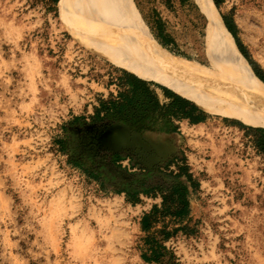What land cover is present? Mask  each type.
Returning <instances> with one entry per match:
<instances>
[{
    "label": "rangeland",
    "instance_id": "obj_1",
    "mask_svg": "<svg viewBox=\"0 0 264 264\" xmlns=\"http://www.w3.org/2000/svg\"><path fill=\"white\" fill-rule=\"evenodd\" d=\"M127 1L155 39L162 31L173 39L163 47L186 65L238 83L233 59L213 37L205 1ZM46 2L0 0V264H150L140 254L146 236L140 218L151 196L131 202L67 152L69 144L95 156L109 153L89 147L92 140L98 145L93 131L75 136L66 126L115 92L108 84L123 66L89 46L90 20L71 0ZM218 11L233 16L240 42L264 70V0H224ZM167 74L194 84L182 72ZM206 112L205 123L183 126L180 140V155L202 181L191 234L158 219L170 227L165 244L180 264H264V160L236 122L264 126ZM125 154L117 166L105 155L113 183L163 161Z\"/></svg>",
    "mask_w": 264,
    "mask_h": 264
},
{
    "label": "trees",
    "instance_id": "obj_2",
    "mask_svg": "<svg viewBox=\"0 0 264 264\" xmlns=\"http://www.w3.org/2000/svg\"><path fill=\"white\" fill-rule=\"evenodd\" d=\"M62 1L64 0H60V2ZM213 1L218 8L224 2V0ZM57 2L58 0H51L46 3L55 7ZM221 16L226 28L234 37L238 49L247 59L255 74L264 82V70L250 59L245 47L240 42L237 34L238 27L233 16L231 14H222ZM155 37L166 48H169V45L173 42V39L164 34L163 31L155 34ZM119 67L115 68L117 75L112 77L108 84L109 86H115V92H110L108 98L100 99V104L95 108V114L92 116L94 120L121 122L137 131L170 132L178 129V124L175 121L188 120L191 124H197L208 116L195 104L194 100L193 102L179 91L150 77ZM236 124L246 129V135L251 138L256 152L264 158V127L245 126L238 121ZM60 142L64 143L63 141ZM109 156L112 161L118 162L125 158L126 154L109 152ZM69 159L78 167L84 166L80 159ZM172 165L176 166V170L171 168ZM118 167L121 168V165H118ZM103 168L105 169V166L101 164L99 173L95 176L96 178H99V175L107 176L105 171H102ZM87 170H90V168ZM135 174L134 179L119 184L116 190L125 193L133 203L141 202L140 194L151 197L160 195L162 197L161 206L153 205L150 213L146 214L143 220L140 221L142 229L146 232L145 244L148 250L152 249L151 257L142 255V258L147 263L180 264L174 253L165 244L171 235L170 227L162 225L154 234L148 232L149 225L144 220L145 218L154 219L158 224V219H161V221L165 220L175 225L177 223L175 220L178 217L187 215L190 211V202L187 197L188 187L182 177H186L194 188H198V182L189 172L186 158L181 156L180 153L173 154L158 166L150 169L143 168L142 171ZM158 213H160L159 216ZM154 215L157 217L153 218ZM167 217L170 219L166 220ZM177 229L175 227L173 231L178 233ZM182 230L183 234L190 235L192 229L187 223L182 227Z\"/></svg>",
    "mask_w": 264,
    "mask_h": 264
},
{
    "label": "bare ground",
    "instance_id": "obj_3",
    "mask_svg": "<svg viewBox=\"0 0 264 264\" xmlns=\"http://www.w3.org/2000/svg\"><path fill=\"white\" fill-rule=\"evenodd\" d=\"M203 1L210 10L214 39L233 59L237 84L213 71L189 67L165 49L138 21L129 1L71 0L90 20L92 34L86 40L95 51L141 75L168 80L170 84L175 80L180 82L179 85L174 84V89L194 99L211 113L235 116L246 124L264 126V82L238 49L215 2ZM153 65L170 70L165 71L167 73L176 72L178 76L180 73L177 72H182L194 84H183L173 75L167 77V73V76L160 75L151 68Z\"/></svg>",
    "mask_w": 264,
    "mask_h": 264
},
{
    "label": "crops",
    "instance_id": "obj_4",
    "mask_svg": "<svg viewBox=\"0 0 264 264\" xmlns=\"http://www.w3.org/2000/svg\"><path fill=\"white\" fill-rule=\"evenodd\" d=\"M51 1V0H46ZM58 2L56 5H58ZM175 90V89H174ZM184 95V94H183ZM186 96V95H185ZM188 97V96H187ZM186 97V98H187ZM191 99L190 97H188ZM192 101L194 99H191ZM195 101V100H194ZM193 101V102H194ZM195 104L201 108L206 114V109L203 108L197 101H195ZM95 108L96 107H90L88 108L87 114L83 117H76L74 118L71 123L74 120H78L79 118L85 119L87 121L86 127L83 130H95L96 131V139L98 141V147L99 149L106 151V152H124L126 153V150H128L131 143H133L137 150H147L151 151L154 155L157 156L158 161L166 160L170 156H172L175 153H179L180 147V140L184 135L183 132V126L184 125H199L205 123L208 116L201 122L197 124H191L188 120H182V121H175L176 124H178V129L175 131L170 132H158V131H152V130H144V131H137L131 129L128 125L121 123V122H107L106 120H101L99 123H91L90 120L92 116L95 114ZM209 112V111H208ZM78 129L75 130L74 129ZM70 129H72L74 132H78L82 130V128L76 127V126H70ZM261 156V155H260ZM262 157V156H261ZM129 158V156L126 154V157L119 160L118 163H122L124 160ZM264 160V158L262 157ZM189 165V172L192 174L193 178L198 182V188H194L190 181L186 179V177H182V180L187 184L188 187V199L190 202V211L187 215L180 216L177 218V223L174 225V227L178 228V233L183 234L182 227L189 223L191 225L192 217L194 214L193 210V202H197L198 198L196 197V193L198 192L199 188L201 187V179L198 177V171L195 170L188 162ZM172 169L176 170V166L172 165ZM197 171V172H196ZM148 196V195H147ZM152 203L140 218V221L143 220V218L146 216V214L150 213L153 205L161 206L162 197L160 195L156 197H151ZM160 213H158V216ZM157 216L154 215L153 218H156ZM162 218H164L162 216ZM194 218V217H193ZM170 218L167 217L166 220H169ZM146 224L149 225L148 232L156 233L158 228H161L159 224H157L154 219H146L144 220ZM146 238H144V243L141 244L142 248L140 250L141 258L142 255H147L148 257H151L152 249L148 250V247L145 244ZM143 259V258H142ZM144 260V259H143ZM150 264H157L156 262H149Z\"/></svg>",
    "mask_w": 264,
    "mask_h": 264
},
{
    "label": "flooded vegetation",
    "instance_id": "obj_5",
    "mask_svg": "<svg viewBox=\"0 0 264 264\" xmlns=\"http://www.w3.org/2000/svg\"><path fill=\"white\" fill-rule=\"evenodd\" d=\"M106 121L111 122L110 120H106ZM90 122L91 123H99L101 121H96L93 118H91ZM86 123H87V121L85 119L79 118L78 120H74L72 123H70V125L66 126L67 133L71 134V132H73L74 135L76 136L77 132H74V131L78 130V129L75 128L73 131L72 129H70V126L71 127L76 126V127L82 128V130H80V131H84L83 129L86 127ZM80 131H78V132H80ZM92 131L96 135V131L95 130H92ZM90 142L91 143L89 144V147H91V148H94L95 146L98 147L97 142H94L93 140ZM67 152L69 154V158H72L73 160H75L76 158L80 159L82 161V163H84L83 167H85L86 169L90 168V170L92 169L93 172L96 173V175H98L97 173H99V169H100L101 164H103L105 166V169L103 168L102 171H105L106 175H107V172L110 171L109 170V163L105 158L106 154L104 152L98 153V155L95 156L93 154H89V152L82 151L80 148H78L76 146H73L71 148V146L69 144L67 145ZM103 156H104V158L102 159ZM106 156L109 158L110 163H113L116 166H117V164H119L118 162L111 160L109 153H107ZM96 180H98V182L101 183L102 185H108V186L119 185L118 183H113L112 181H110L108 176L99 175V178H96Z\"/></svg>",
    "mask_w": 264,
    "mask_h": 264
},
{
    "label": "water",
    "instance_id": "obj_6",
    "mask_svg": "<svg viewBox=\"0 0 264 264\" xmlns=\"http://www.w3.org/2000/svg\"><path fill=\"white\" fill-rule=\"evenodd\" d=\"M126 152H131L133 154H138V155H144V154H149L151 155V158L153 160V162H157L158 161V158L156 155H154L151 151H147V150H137L135 145L133 143L130 144L128 150H126ZM122 153V152H120ZM124 153V152H123ZM156 159V161H155ZM148 169L152 168V167H147Z\"/></svg>",
    "mask_w": 264,
    "mask_h": 264
}]
</instances>
